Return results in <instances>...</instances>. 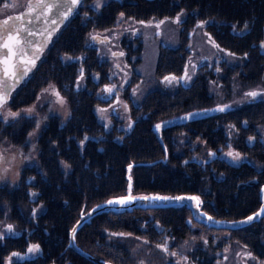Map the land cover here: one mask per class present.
Returning <instances> with one entry per match:
<instances>
[{
    "label": "trees",
    "instance_id": "16d2710c",
    "mask_svg": "<svg viewBox=\"0 0 264 264\" xmlns=\"http://www.w3.org/2000/svg\"><path fill=\"white\" fill-rule=\"evenodd\" d=\"M80 2L76 13L81 15L55 35L47 54L56 67L61 54L79 51L80 78L85 70L99 74L105 69L106 60L88 47V34L113 28L120 14L147 21L184 13L187 23L204 20L210 43L222 51L203 60L214 64L197 68L201 75L193 71L192 106H185V97H176L182 107L177 112L159 100L163 97H153V87L146 89V96L134 97L141 109L128 121L109 118L108 99L83 91L84 97H70L73 116L59 124L49 119L36 168L24 165L15 183L0 187V264H99L68 245L69 230L95 203L126 192L129 164L132 192L196 193L202 208L215 218H240L260 204L264 103L251 101L246 93L264 87V0H105L101 6L95 0ZM122 45L130 49L129 42L123 40ZM171 45L160 46L152 79L187 68L190 44L182 37L176 50ZM66 76L63 81L72 80L69 70ZM56 78L49 75V83ZM217 83L223 89L220 95L209 89ZM199 88L205 97H197ZM225 105L224 111L218 110ZM197 107L213 110L157 131L160 120ZM117 125H123L121 130ZM0 129L3 132L1 121ZM229 151L240 153L241 159L234 160ZM75 241L112 264H264V216L223 229L195 221L185 205L109 210L83 224ZM33 245L39 250L29 252Z\"/></svg>",
    "mask_w": 264,
    "mask_h": 264
},
{
    "label": "flooded vegetation",
    "instance_id": "af4514ba",
    "mask_svg": "<svg viewBox=\"0 0 264 264\" xmlns=\"http://www.w3.org/2000/svg\"><path fill=\"white\" fill-rule=\"evenodd\" d=\"M0 1H3V0H0ZM35 2H37V0H21V5L18 8L9 10V11H13V14L3 13L0 16V44H2L5 41L6 35L9 31L11 32V35L13 36V39L7 41L9 43L11 51L7 49V52H8L7 65L0 63V75H2L3 69L5 67H8L9 72L14 70L17 73L18 82H15L13 80L7 81V83L13 85V87L10 89V96L7 100V106H9L10 109H12L13 107V110L17 111L16 110L17 108L15 107L16 103L13 104L14 103L13 101L15 100L14 97H31V98H28V100H33V98L34 100L36 99L34 102H31V104L26 105V107H30L29 109L33 108L34 104H37V106H39L40 109H43V108L46 110L51 109V108L52 109L49 114H47V111H42L43 113L47 115L43 117L44 121L41 125H37L34 122V117L26 116L25 121L23 120L22 117L18 121L16 120L6 121V118L8 115L7 116L1 115L0 121L3 124V132H1V129H0V135H5V136L8 135L9 137H13L15 135L12 133V129H15V128L22 129L25 126L24 132L27 134L30 133V135L35 137L36 159H37V153H39L38 151L41 150L43 146V141L46 140V135L48 134L47 126H48L49 119L53 118L59 124L60 122H62V120H64V109L68 112L69 116H73L74 107H72L71 109V107L67 106L70 97H84V95H82V91L87 92L90 95L92 94L93 97H101V98L107 97V98H102V99H108L107 103L111 104L109 118L112 116V119L114 120L128 121L129 119H135L134 112L136 109H141L140 106L137 105V102L135 101L134 97L140 98V97L146 96L145 90L147 88L150 89V87H153L152 90H155L153 97H163L159 100L163 101L164 103L168 102V104L171 106V109L172 110L174 109L177 112L181 110L182 107L180 106V102H181L179 100L180 98H176V97H185L186 98L185 106L186 107L192 106L191 98L193 95V91H192L191 86H193V81H192V78L194 75L193 71L196 70L195 72H198V74L201 75L203 73L201 71L202 69H197V68H199L200 66H204L202 68H207L208 66H211L214 64V63H206L203 60H207L210 56H212L211 54H213V56L215 54H219V52L216 51V49H214L215 44L210 43L209 36L206 30L204 29V20H195L193 22L188 21L189 23L188 24L185 18L186 15L184 13H177L168 18L163 17L162 19L166 22H170L173 25H176L174 22H176V18L179 17L180 19H179L178 27L174 29V31L171 30L169 26L164 25L162 29L163 31L161 30L162 32L159 33L157 32V30L154 32V33L160 34L159 37L153 38L155 34L150 33V37L147 38V43L150 45H155V48H153L152 50L156 51V61H154V68L151 73H141L140 70L136 69L138 72L135 70V66L136 65L139 66L141 63L138 60L141 59L142 54L140 55L139 53H141L144 47L143 46L144 43H143L142 38L139 39L141 36L139 34H135L137 32V28L134 26L136 29V32L134 33L135 37H133V40H130L132 38H128L126 37V35L125 36L120 35L118 38L120 45H122L123 40L129 42V45H130L129 50H127V47H124L123 45L122 47H120L121 50H113L109 46L108 48L110 51V55L117 56L118 54L119 56L123 58H127L128 61L130 59L129 55H131L135 61H138L136 65H130L128 63L126 64V66H124L122 63H118L117 65V68L119 69L118 70L117 68L113 67V62H111L108 58L103 57L101 59L106 60V62L102 61V63L105 65V69L102 71V73L99 72L98 74L97 72H92L91 69H88L87 75L85 74L86 77L84 75V77L79 79L80 60L78 57H76V55L79 54V51L76 54L68 52V54L72 55V57L69 60L71 64L63 62L61 60V57H64V56L60 55L59 60H58L59 65L58 66L56 65V67L54 65H51V62L49 61V57L47 56V52H48L47 50L51 42V34L55 35L61 28L60 26H58L56 30H54V32L51 33L50 35L45 33L40 38L33 39L29 45L23 44L22 39H18L20 43H17V36H18L17 28L19 26L20 21L18 20L16 14H18L19 12L25 11V10L28 11L29 6L34 5ZM102 4H100V6ZM9 17H11V19H9ZM5 20H8L7 25H4L3 23ZM129 20L130 19H124V17L122 16L121 21L123 23H128ZM133 20H135L136 22L143 21L139 19H133ZM159 21L161 20L159 19ZM198 27H201L203 32L205 33L204 36H205L206 48L202 50L204 54L200 56L198 60L194 63L193 60L197 56L198 53L193 47L192 39H193V34ZM103 31L104 30L92 31L88 35V38H87L88 47H90V49L94 52L93 54H95L99 50L97 48V44L101 43L102 41H105L107 43L110 41V36L101 33ZM182 37H184L186 42L189 43L191 47L190 56L188 58L189 64L187 65V68L184 69V71L181 74L164 73L162 74L164 76H161L159 74V76L162 78L157 77V78L152 79L154 73L156 74L157 59H158L159 52L161 51L160 46L165 44L166 42H169L172 44L171 48L176 50L177 48L176 45L179 44ZM260 46L262 50H264L263 40L260 42ZM185 49H186L185 58H187L188 50L186 46H185ZM151 53L153 52L151 51ZM68 57H70V55H68ZM4 59L5 57H4L3 49H0V61H3ZM33 60L35 61L34 66L31 63V61ZM13 65L15 66L14 68H13ZM65 65H68V66L65 67ZM55 68H56V71L53 72ZM113 69L114 70L116 69V71H113ZM68 70L71 72L72 80L63 81L62 79H68L69 77V76H66L64 78V75L66 74ZM25 72L26 74H24ZM186 74H187V77H190V78L185 79L184 77L186 76ZM49 75H56L57 78L52 83H49L48 82ZM118 76L123 77L121 81L123 82L122 84H120V80ZM143 76H148V78H145ZM165 77H176L177 79L169 82L165 80ZM50 85L53 88L51 89L53 90V94H56V95L55 97H49L48 99L43 100L42 97L44 96L42 95V93L45 90H47L48 89L47 87ZM109 88L112 89L111 92L107 91V89ZM209 89L213 91L214 87H210ZM251 91H259L262 93L261 95L255 98L252 97L253 99L251 101H256L259 99L260 104L264 103V87H254V88L247 90L248 93ZM202 92H203V89L199 88V91L197 94L199 96L197 97H205L204 94L202 95ZM57 93H59V95H57ZM61 97L63 98V102H61ZM166 97H169V98H166ZM25 101L28 102L27 100H24V102ZM251 101H249V103ZM50 105H51V108H50ZM54 105H56V107H54ZM60 105L63 106L62 110L58 109ZM178 108H181V109L177 110ZM201 108H204V107H200V108L197 107L195 109L190 108L189 110L179 112L178 114H174L173 116L162 119L160 121L172 119L178 116H183V115H186L187 113H190L194 110H198ZM205 108L211 109V111L197 115V116H193V117H200L203 115H207L211 113L213 110V107L212 108L205 107ZM1 111H2V108H0V112ZM19 112H22V109ZM186 118L191 119L192 117H185L184 119ZM182 120L178 121V123L176 122L175 124H170V125L179 124L181 123ZM17 124H20V126H18ZM122 126L117 125V130H121ZM157 131L159 132L160 128L159 129L157 128ZM253 140H255V137H253ZM21 144L24 145L25 142L21 141ZM24 165H26L25 162L23 163L22 167ZM28 165H34L35 168L37 166L36 162L34 163L31 162ZM9 180L10 178L8 179V181ZM14 180L15 181H13V183L17 181L16 179ZM6 183H10V182H7V181L3 182L0 185V187H2V185ZM260 187H259V197H260ZM4 188H8L10 190L13 189L9 185H5ZM260 203H261V199H260ZM234 219H237V218H234ZM203 224H206V223H203ZM206 225H210V224H206ZM212 227H215V226H212ZM215 228L236 229V228H225V227H215Z\"/></svg>",
    "mask_w": 264,
    "mask_h": 264
},
{
    "label": "rangeland",
    "instance_id": "374dc122",
    "mask_svg": "<svg viewBox=\"0 0 264 264\" xmlns=\"http://www.w3.org/2000/svg\"><path fill=\"white\" fill-rule=\"evenodd\" d=\"M104 1L105 0H95V4H98L100 6V4H102ZM80 3H78L76 9L63 22V25H62V23L59 25L61 28L59 29L58 32H60V31H61V33L63 32L64 28L66 27L67 23L70 21L71 18L73 19V18L79 17V15H81L79 13H76L77 9L78 8L80 9V5H79ZM5 5H10V7H5ZM20 5H21V1H16V0H3V1H0V16L3 13L10 12L9 10H11V9L18 8ZM81 10L83 12L82 7H81ZM122 16L123 15L120 14V16L118 18L119 22H118V24L116 26H114L113 28L109 29V31L104 30L103 32H101L103 34H106V35L110 36V41L108 43L105 42V41H102L101 43L97 44V48L99 50L96 53L99 54V59L103 58V57L104 58H108L111 62H113V67H115V68H117L118 63H122L124 66H126V64H128V59L127 58H123V57L119 56L118 54H117V56L110 55V51H109L108 46L111 47L113 50H121L120 47H122V45H120L119 39H118L120 35L121 36L122 35H124V36L126 35V37H128V38H132L130 40H133V37H135L134 35L135 34H139L141 36L139 39L142 38L143 39V43H144L143 44L144 47H143L141 53H139L140 55L142 54L141 55V59L138 60L141 63H140L139 66L136 65L138 61H135L132 58V56L129 55L130 60L132 61V63L131 64L129 63V64L130 65H136L135 66V70L136 69L140 70L141 73H151L153 68H154V61H156V51L152 50L153 48H155V45H150V44L147 43V38L150 37V33H154L156 30L159 33L162 32L163 31L162 29H163L164 25L169 26L171 28V30L174 31V29H176L178 27L179 22L178 23L174 22L176 25H173L172 23L166 22V21H164L162 19H161V21H159L158 19H150V20H147V21H139V22H136L135 20L130 19L128 23H123L121 21L122 20ZM141 22H143V23H141ZM134 26L137 28V32H136V29H135ZM57 33L55 35H57ZM154 34L155 35H154L153 38H156V37L160 36V34H158V33H154ZM204 34L205 33L203 32L201 27H198L196 29V31L194 32V34H193V39H192L193 47L198 53L197 56L193 60L194 63L198 60V58L200 56H202L204 54V52L202 51V50H204L206 48V42H205ZM55 35L51 34V42H50V44L52 43ZM152 36H153V34H152ZM214 49H216V51H218L219 53L221 52L216 46H215ZM151 51L153 53H151ZM48 52H47V54H48ZM3 53H4V57H5V54H7V59H8L7 49H3ZM150 53H151V55H150ZM68 55H70V57H68ZM81 55L82 54L76 55V57H78L79 60H80ZM61 56H64V57H61V60L63 62H70L69 60L72 57V55L68 54V53H63V54H61ZM84 67L86 68V66H84ZM92 72H94V71H92ZM87 73H88L87 70L83 71L82 72L83 77H84L85 74L87 75ZM86 75H85V77H86ZM143 77L148 78V76H143ZM118 78L120 80V84H122L123 82H121V81H122L123 77L122 76H120V77L118 76ZM79 79H80V76H79ZM47 88H46L47 90H45L42 93V95L44 96V97H42L43 100L48 99L49 97H55V95H56V94H53V90H51L53 88L51 87V85L48 86ZM213 91H214L215 94H218V95L223 93V89L221 88V85L219 83H217L214 86V90ZM14 98H15V100L13 101L14 102L13 104H15V103L18 104L17 102L20 101V100H27L28 102L25 101V102L19 103L20 104L19 106L15 105V107L17 108L16 109L17 111H14L13 107H12V109H10L9 112H7L8 116L6 118V121H10V120L11 121L12 120L13 121L14 120L18 121V120H20L21 117L25 121V117L28 116V117H34V122L37 125H41L43 123V121H44L43 117H45L47 114H49L51 112V109H52L51 105H50L51 109H48V110H46L44 108L40 109V107L37 106V104H34L33 108H31V109H29L30 107H26V105L31 104V102H34L36 100V99L34 100V98H33V100H28V98H31V97H14ZM69 100H70V98H69ZM70 105H71V103H70ZM67 106H69V105H67ZM20 107H22V108H20ZM54 107H56V105H54ZM21 109H22V112H19ZM58 109L62 110L63 106L60 105V107ZM71 109H72V105H71ZM42 111H47V114L43 113ZM73 111H74V109H73ZM10 113H15L16 115L12 116V115H10ZM67 115H68V112L64 109V117L67 116ZM106 120H109V119H106ZM17 125L20 126V124H17ZM12 133L14 135H16V136H18V135L23 133L21 135V137H20L21 138L20 141H24L25 144L22 145L20 142L17 143L14 139H11V138L6 139V136H8V135H6V136L2 135V137H0V146H3V147H0V182H2V181L6 182L7 181V182L13 183V181H15L14 180L15 179L14 178V173L17 172L18 167L22 164V162H25L26 164H29L31 162H36L37 161V159H36L35 137L30 135V133H28V134L25 133L24 130H22L20 128L12 129ZM9 178H10V180L8 181ZM106 199L107 198H105L104 200H106ZM97 203H95V204H97ZM96 215H99V214H96ZM79 217H80V215H79ZM85 223H87V222H85ZM83 250H86V249L83 248Z\"/></svg>",
    "mask_w": 264,
    "mask_h": 264
},
{
    "label": "water",
    "instance_id": "95a60500",
    "mask_svg": "<svg viewBox=\"0 0 264 264\" xmlns=\"http://www.w3.org/2000/svg\"><path fill=\"white\" fill-rule=\"evenodd\" d=\"M38 2H35L34 5L29 6L28 11H22L16 14L18 20L20 21L18 30V39H22L23 44H30L33 39L40 38L45 33L50 35L54 32V30L63 23L76 9L77 5H73L72 0H47L43 2L40 6H37V3H39L40 0H37ZM34 6V7H33ZM55 21V23L53 22ZM43 25V27L41 26ZM21 26V27H20ZM22 37V38H21ZM211 109L207 108H201L195 111H192L190 113H187L183 116H178L173 119L164 120L159 122L158 125L163 126L165 124H174L185 117H193L197 116L203 113L210 112ZM129 166L127 167V173L126 176L128 177V187L127 191L124 194L115 195L108 197L106 200H102L98 202L97 204L90 207L87 211L83 212L80 217L75 221L73 226L71 227L69 231V245L73 247L75 250H77L80 254L88 257L89 259L99 263V264H112L109 261H106L103 258H97L93 256L92 254L86 252L85 250L81 249L75 241V236L73 237L72 229H77L86 221H88L90 218L95 216L96 214H100L104 211L109 210H122V209H132L134 207H166V206H172L176 204H185L192 213V216L195 220L210 224L215 227H225V228H237L244 225L249 224L252 221L258 220L261 216L264 214H261L259 216H256V213H259L262 208H264V184L260 187V199L261 203L258 209L251 212L250 214L238 218V219H216L206 213L204 210L201 209L200 203L199 207H197V202L194 200H184V201H176V200H169V201H153V200H143V199H137L134 201H131L127 204H108L107 201L109 200H118L123 199L128 196H135V197H144V196H168V197H177V196H184V197H197L195 194H187V193H179L174 195H165L161 193H132V181L129 180ZM99 206V207H97ZM95 209V211H93ZM253 216L254 219L251 221H248V217ZM211 217L212 219H209Z\"/></svg>",
    "mask_w": 264,
    "mask_h": 264
},
{
    "label": "snow or ice",
    "instance_id": "6c2138e0",
    "mask_svg": "<svg viewBox=\"0 0 264 264\" xmlns=\"http://www.w3.org/2000/svg\"><path fill=\"white\" fill-rule=\"evenodd\" d=\"M72 3H73V5H76V4L80 3V0H72ZM5 7H10V5H5ZM9 19H11V17H9ZM179 19H180L179 17L176 18V22L177 23L179 22ZM53 22L55 23V21H53ZM3 23H4V25H7L8 20H5ZM141 23H143V22H141ZM245 28H247V25H245ZM11 39H13V36L11 35V32L9 31L7 33V35H6L5 41L2 44H0V49H8L9 51H11L10 46H9V43L7 42L8 40H11ZM17 43H20V41L17 40ZM5 57L6 58L3 61H0V63H3L5 65H7V63H8L7 54H5ZM31 63L34 66L35 61L34 60L31 61ZM14 67L15 66L13 65V68ZM24 74H26V72ZM184 78L187 79V78H190V77H187V74H186V76ZM176 79H177L176 77H165V80H167L169 82H171L172 80H176ZM8 80H13L15 82H18L17 73L14 70L11 71V72H9L8 67H5L3 69L2 75H0V108H3L7 104V100L9 98V96H10V89L13 87L12 84L7 83ZM107 91L111 92L112 89L109 88V89H107ZM261 94L262 93L259 92V91H251L249 93H246V96H250V97L255 98V97H257V96H259ZM57 95H59V93H57ZM61 102H63V98L62 97H61ZM227 107L228 106L225 105V106L219 108L218 110L219 111H224L225 108H227ZM10 115L15 116L16 114L15 113H10ZM129 127H131V125H129ZM156 127L159 129L161 126L160 125H157ZM227 155L230 156V157H232L234 160H237V161L241 159V154L238 153V152L229 151L227 153ZM131 167L132 166L130 165L129 166V169H131ZM129 180H131V177H129ZM33 195H35V194H33ZM137 199L153 200V201H169V200L184 201V200H194V201L197 202V207H199V203H200L199 197H195V196H193V197H184V196H177V197H168V196H144V197H135V196H128V197H125L123 199L109 200V201H107V203L108 204H127V203H129L131 201H134V200H137ZM97 207H99V206H97ZM93 211H95V209H93ZM261 214H264V208H262L260 210V212L259 213H256L255 215L256 216H259ZM209 219H212V218L209 217ZM247 219H248V221H251V220L254 219V217L253 216H249ZM8 231L9 232L12 231V226L11 225L8 226ZM72 232H73V237H74L75 236L76 229L73 228L72 229ZM113 235H125V234H123V233L115 234L114 233ZM0 239H2V237H0ZM158 247H161L162 250L165 251V252L168 251L166 245H160ZM38 250H39V245H33L31 248L28 249L29 252H34V251H38ZM18 255H19L18 253H13V256H18ZM173 255H175V254L173 253ZM185 259H187V258H185Z\"/></svg>",
    "mask_w": 264,
    "mask_h": 264
},
{
    "label": "bare ground",
    "instance_id": "6f19581e",
    "mask_svg": "<svg viewBox=\"0 0 264 264\" xmlns=\"http://www.w3.org/2000/svg\"><path fill=\"white\" fill-rule=\"evenodd\" d=\"M47 0H40L39 3H37V6H40L43 2H45ZM38 2V1H37ZM34 7V6H33ZM41 26L43 27V25L41 24ZM19 27V26H18ZM21 27V26H20ZM56 30V29H55ZM18 37V36H17ZM22 38V37H21Z\"/></svg>",
    "mask_w": 264,
    "mask_h": 264
}]
</instances>
